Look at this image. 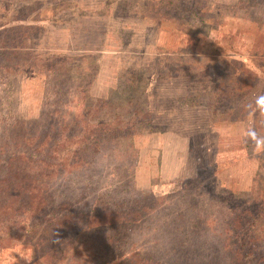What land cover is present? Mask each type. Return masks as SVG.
I'll return each mask as SVG.
<instances>
[{"label":"rangeland","instance_id":"rangeland-1","mask_svg":"<svg viewBox=\"0 0 264 264\" xmlns=\"http://www.w3.org/2000/svg\"><path fill=\"white\" fill-rule=\"evenodd\" d=\"M262 98L264 0H0V167L84 218L0 264H264Z\"/></svg>","mask_w":264,"mask_h":264},{"label":"trees","instance_id":"trees-1","mask_svg":"<svg viewBox=\"0 0 264 264\" xmlns=\"http://www.w3.org/2000/svg\"><path fill=\"white\" fill-rule=\"evenodd\" d=\"M22 159L26 160V156L24 152L18 151L15 155L7 157L6 161L3 160L6 162L5 167L0 162V166L3 165L0 167L1 234L7 236L10 231H13L12 237L15 238L17 235L25 240L26 244H28V240L37 239L35 243L37 246L46 235L58 234V237L62 229L71 231V229L78 228L84 218L80 219V214L71 210L69 205L71 201L68 200L67 203L65 200H60L59 196H55V188L36 181L37 178L40 180L43 177L52 178L57 171H48L46 170L48 167H27L26 161ZM12 162L17 163L18 167H12ZM22 165L25 167H19ZM49 168L56 169V167ZM128 216L130 221L136 222V212H131ZM2 240L4 238L0 237V243ZM234 255L239 261L240 259L247 260L249 256V254H245L238 258V255ZM116 264L148 263L140 259L139 256L133 255L132 258ZM233 264L236 263L233 261Z\"/></svg>","mask_w":264,"mask_h":264},{"label":"clouds","instance_id":"clouds-1","mask_svg":"<svg viewBox=\"0 0 264 264\" xmlns=\"http://www.w3.org/2000/svg\"><path fill=\"white\" fill-rule=\"evenodd\" d=\"M258 104L261 106V111L264 112V98L260 99Z\"/></svg>","mask_w":264,"mask_h":264}]
</instances>
